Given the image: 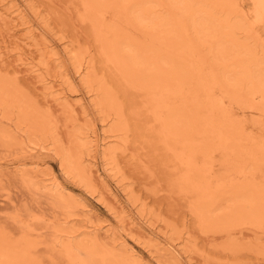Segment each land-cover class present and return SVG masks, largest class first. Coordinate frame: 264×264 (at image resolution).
Wrapping results in <instances>:
<instances>
[{
  "label": "rangeland",
  "instance_id": "rangeland-1",
  "mask_svg": "<svg viewBox=\"0 0 264 264\" xmlns=\"http://www.w3.org/2000/svg\"><path fill=\"white\" fill-rule=\"evenodd\" d=\"M83 1L13 0L24 18H15L12 22L7 17V21L0 19V85L6 86L0 87V96H15L16 104L23 105L21 109H16V104L11 107L5 99L0 100V228L5 227L3 229L6 233L0 230L6 237L11 235L14 242L30 245L26 250L28 253L32 251L29 256L35 260V264L37 261V264H57V261L58 264H67L66 258L48 251L47 241L58 237L54 236V231L59 232L57 234L64 239L80 238L79 234L86 227L89 230L92 228L90 231L96 230L100 238L98 243L87 244L91 251L96 248V253L103 255L101 252L104 249H100L101 246L108 250L111 247L117 249L113 243L115 239L121 240L140 259L137 263L129 262L131 264H264V227H257V232V228L247 227L248 223H243L224 229L200 220L198 213L208 212L217 205L230 207V202H220V206L219 203L211 205L208 201H198L194 191L185 185L180 187L179 182H176L180 181L185 168L178 164L179 160L174 162L176 154L171 151H182V147L177 144L181 148L174 149L171 141L161 137L164 133L161 119L164 118L165 104H156L158 101L153 100L139 83L118 73L113 64L106 60L102 42L97 40L96 34L99 32L96 33L92 14L88 15L82 6ZM232 1L238 2L245 12V17H241L240 13L239 16L250 29L249 42L253 45L257 43L258 51L264 52V0ZM4 16L7 15H1ZM103 18L104 24L113 25L111 29L118 34H129L128 30L132 31L119 26L118 19L111 12ZM30 26L32 29H29ZM27 31L32 36L36 35L32 37L33 40H25L26 34H29ZM241 35L246 36L244 32ZM255 36L258 41L254 44ZM35 43H40L41 49L37 45L39 49L35 48ZM45 46L49 47L47 50L50 53L43 57L40 51L43 54ZM17 49L23 51L21 56L32 63L30 66L35 65L37 74L45 76L56 87L54 91L56 89L57 94L60 92L62 95L58 94V97L61 95V98L57 100V95L45 96L44 86L35 82L34 75L18 61ZM198 64L195 68L203 71V75L208 73V77V67ZM195 73L201 75L200 72ZM12 91H17L18 96ZM101 91L112 110L103 104ZM227 98H221L224 105H221V109L217 106L216 114L222 115L226 111L225 114H230L233 122L238 119L237 123L234 122L235 127L242 133L244 131L243 135L251 141L255 140L256 145L264 137V114L255 109L262 106L258 103L263 101L262 97L256 95L252 101L246 98ZM178 102L175 98L169 105L177 106ZM24 105H30L28 109L33 106V110H38H35L36 113L47 117L46 131H26L25 121L19 116ZM155 108H158L157 111ZM19 123L22 130L15 128ZM78 132L90 134L96 140L93 144L99 142L97 151H88L91 144L81 148L83 159L93 161L92 172L97 170L87 187L71 174L64 173L59 166L61 150L68 149L72 136ZM3 134L18 136V141L22 139V143L19 142L17 146L4 142ZM31 141L36 142V145L30 144ZM247 145L250 147V143ZM104 148H110L109 152L106 153ZM260 152L258 150L256 155ZM194 158L198 168L203 169L202 172L208 170L207 175L203 172L200 177L209 189L212 186L211 191L215 190L218 183L217 189L222 188V184L227 185L225 188L228 189L230 182L237 188L247 181L234 173L235 165H226L223 153L218 149L205 157L198 153ZM207 159L213 160L209 168L203 163L204 160L210 161ZM249 162L253 163V160L249 158L246 164L249 165ZM29 164L40 166L43 173L65 191L60 196L54 192L48 194L36 179H21L16 168ZM256 168L260 169L255 171L256 174L252 171L249 173L252 176L249 177L248 187L263 188L264 163L257 164ZM180 172L183 173L179 176ZM121 208L125 210L127 218L139 224L142 230L121 224L123 219L118 215ZM23 229L27 233L20 232ZM105 229L114 231V237L118 239L105 237ZM151 233L157 235L160 241H174L175 258L161 253L149 242L147 235ZM16 237L21 240L18 241ZM39 239L49 240L38 242ZM104 257L103 261H106L105 254ZM107 263L112 264L110 261Z\"/></svg>",
  "mask_w": 264,
  "mask_h": 264
},
{
  "label": "bare ground",
  "instance_id": "bare-ground-1",
  "mask_svg": "<svg viewBox=\"0 0 264 264\" xmlns=\"http://www.w3.org/2000/svg\"><path fill=\"white\" fill-rule=\"evenodd\" d=\"M82 6L85 7L88 15L92 14L96 33L99 32V34L97 33L98 35L96 34L97 40L102 42L103 54L106 60L113 64L118 73L133 82L139 83L140 87L153 100L158 101L156 104H165L163 105L166 107L164 109V118L161 119L162 133H164L161 137L166 141H171V147L174 149H177L179 145L182 147V151L175 152L176 150L173 151L171 150L172 148L169 150L176 154L177 160L174 156V162L180 161L178 164L185 168L184 171L182 170L184 173L180 172L178 174L180 176L183 173L180 181H176L174 178L175 181L179 182L180 187L185 185L194 191L197 194L198 201H208L211 205L220 204L223 201L230 202V207L226 205L219 207L217 205L218 207L216 206V208H212L208 212L198 213L200 220L202 219L205 224L219 225V227L224 229H229L239 224L244 225L243 223H248L247 227L250 226L253 229L257 227L262 229L264 227V187L255 188L252 186L250 188L247 183H250L249 177L252 176V174L249 176V173L252 171V173L254 172L253 174H256V170H260L255 169L257 164L264 163V137H260V141L256 142L255 145V140L252 139L251 141L249 137L247 138V136L243 135L244 131L242 133L239 128L235 127L234 122L237 123L238 119L233 122L229 117L230 114H225L226 111L222 115L216 114L218 112V110L216 111L217 106H220L219 109H221L223 104L221 103L222 97H229L234 100L246 98L252 101L256 95H260L263 101H257L262 106L255 107V109L262 112V115L264 114V52L260 53L257 49V43L255 44V41H258L257 36H255L254 41L252 40L255 45L249 42L251 39L249 37L250 29L246 27L247 24L243 23L244 21L241 17H245V12L240 8L238 2L236 3L232 0H84ZM0 9L2 10L0 12L2 21H7L5 17L11 22L15 21V18L19 20L24 18L21 10L13 3V0H0ZM110 12L113 13L114 18L118 19L119 26L123 27V29L126 27L130 28L132 31L128 30L129 34L121 35L111 29L113 25L104 24L103 17ZM1 13L7 16L1 17ZM241 32H244L246 36H242ZM34 36L30 33L26 34L25 40H33L32 37ZM36 45L37 43L34 45L35 48H38ZM39 45L42 46L40 43ZM160 45H162L161 48ZM44 49L46 50L42 51L43 54L40 51L43 57L45 54L50 53L47 50L49 49L48 46H45ZM17 51L18 61L23 67H26L30 74L34 75L35 82L44 86L43 92L45 96L55 97L57 95V100L61 98L62 94L59 92L58 94L61 95L58 97L56 89L54 91L56 87L52 86L44 78L45 76L42 77L41 74L36 73L38 70L35 69V65L30 66L32 63H28L22 58L23 51L21 49L20 51L17 49ZM198 63L205 66L204 68L208 67L206 68L209 70L208 77H206L208 73L203 75V71H198V67L195 68ZM198 66L200 65L198 64ZM58 69H61V67L59 68L58 66ZM194 71L200 72L201 75ZM1 86L4 85L1 84ZM16 92L12 91V93ZM100 93L103 96L101 98L103 104L112 110V106L107 101L105 94L102 91ZM16 95L18 96V93ZM2 97L0 100H6L5 102H8L10 106L15 105L17 102L15 96L5 95L4 98ZM175 98L179 100V105H169ZM151 103L155 104L154 102ZM22 106L16 104L15 107L16 109H21ZM28 107L30 105L25 106L24 110L20 111L22 113H19V116L25 121L26 131H46L48 129L47 117L44 114L42 115V113H36L38 110H33V106L31 107L32 109H28ZM157 109L155 108V111ZM158 118H160V115ZM20 122L22 123V121ZM21 123L15 125L17 130L21 129ZM85 134L78 132L73 136L71 135L72 138L68 149L61 150L59 166L64 173L71 174L79 183L87 187L90 185V180L94 179V174L97 173V170L92 172L93 161L83 159L81 148L91 144L88 147V151H97L99 142L97 141V144H93L96 140L92 139L90 134ZM2 137L4 142L7 141L11 145L18 146L19 142L22 143V139L18 141V136L3 134ZM100 141L102 142L103 139ZM245 142L246 144H244ZM248 143H250V147H248ZM30 144L36 145V142L31 141ZM109 149L104 148L106 153L109 152ZM217 149L223 153L226 165H235L233 168L234 173L243 176L244 180H247L244 184L240 186L237 184L238 187L234 188V183L232 185V182H230L231 185H228V187L230 186L228 189L225 188L227 185L222 184V188H225L223 190L224 188L222 189L221 187L220 189L216 188L217 185L219 187L218 183L215 185V190L217 191H211L212 186L209 189L208 184L204 180L201 181L200 175H203V172H205V175L208 170L205 168L204 170L207 171L202 172L203 169L198 168L194 157L198 153L205 157ZM258 150L262 152L257 156ZM249 158L253 160V163L249 162L250 164L247 165ZM207 160L210 161H203L206 167L209 164L212 166L213 160ZM40 168L36 164L21 165L16 168V173L23 180L36 179L41 184V187L45 189V192L48 191V194L49 192H54L60 196L65 190L53 182L52 179H49ZM97 177L104 181L100 175H97ZM103 183L105 184V182ZM256 184L254 183V185ZM174 185H176L175 182ZM118 215H120V219H123L121 224L142 230L139 224L127 218L124 209L121 208ZM3 228L0 229L3 231ZM258 228L256 229L257 232L259 231ZM24 229L26 230V227ZM24 229L23 231L20 230V232H24ZM90 230L87 227L84 228V231L79 234L81 237L77 239L75 237L64 239L60 234H57L59 232L54 231V236H58L57 238L47 239L49 242L46 239H39L38 242L40 240L47 241L46 247L48 251L53 255L57 254L58 257L66 258L67 260L65 261L70 264L79 262H85V264H106L108 261L112 264H126L140 261L139 257L130 251L126 243L121 240L115 239L114 243L112 242L117 249L111 247V251L101 246L100 249L105 251V253L101 252L103 255L97 254L96 248L91 251L87 244L98 243L100 238L96 230ZM2 231L0 230V264H35V260L29 256L32 251L29 253L27 251L30 245L18 244L16 241L15 243L13 241L14 238L12 239L11 235H8V230L7 237ZM78 231L81 230L79 229ZM25 232L27 233V231ZM28 235L27 237L29 238L31 235ZM104 235L111 239L117 238L114 237L115 232L111 229H105ZM147 237L158 251L175 258L174 241L172 242L168 239H161L160 241L157 239V235L154 236L152 233L148 234ZM20 240L21 238L18 239V241ZM38 242H36V245ZM38 249L40 250V248ZM52 254L49 255L51 256ZM104 254L107 256L106 261H103L105 259ZM41 260L43 263L44 259Z\"/></svg>",
  "mask_w": 264,
  "mask_h": 264
}]
</instances>
